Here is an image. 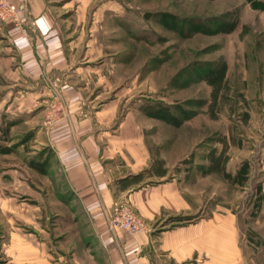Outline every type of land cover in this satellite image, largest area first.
I'll use <instances>...</instances> for the list:
<instances>
[{"label":"crops","instance_id":"0c3cea01","mask_svg":"<svg viewBox=\"0 0 264 264\" xmlns=\"http://www.w3.org/2000/svg\"><path fill=\"white\" fill-rule=\"evenodd\" d=\"M14 1L28 12L20 26L0 20V103L20 170L0 185V264H262L219 192L230 161L217 176L211 154L185 159L199 126L168 127L120 92L112 1ZM49 86L68 105L52 127ZM121 202L143 232L112 223Z\"/></svg>","mask_w":264,"mask_h":264},{"label":"rangeland","instance_id":"374dc122","mask_svg":"<svg viewBox=\"0 0 264 264\" xmlns=\"http://www.w3.org/2000/svg\"><path fill=\"white\" fill-rule=\"evenodd\" d=\"M108 1L118 13L112 47L125 68L120 92L168 127L199 126V145L185 159L211 154L217 176L230 161V179L219 192L236 201L248 254L259 251L264 261V0ZM25 18L0 20L20 26ZM49 89L43 124L52 127L66 118L68 105L60 86ZM3 105L0 185L8 186L20 164L14 144L7 146Z\"/></svg>","mask_w":264,"mask_h":264},{"label":"built area","instance_id":"2783aa9c","mask_svg":"<svg viewBox=\"0 0 264 264\" xmlns=\"http://www.w3.org/2000/svg\"><path fill=\"white\" fill-rule=\"evenodd\" d=\"M27 5L17 4L11 0H0V18L5 20L10 18L16 24L21 22V18L27 15ZM112 223L125 228L132 235H137L146 229V224L136 212L126 203H116L112 211Z\"/></svg>","mask_w":264,"mask_h":264}]
</instances>
